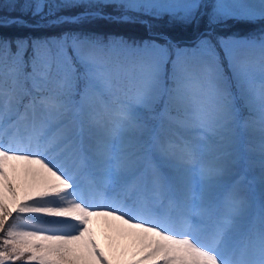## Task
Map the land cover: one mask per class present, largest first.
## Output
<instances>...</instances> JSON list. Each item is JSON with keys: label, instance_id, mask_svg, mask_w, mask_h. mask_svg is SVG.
Instances as JSON below:
<instances>
[{"label": "snow or ice", "instance_id": "6c2138e0", "mask_svg": "<svg viewBox=\"0 0 264 264\" xmlns=\"http://www.w3.org/2000/svg\"><path fill=\"white\" fill-rule=\"evenodd\" d=\"M20 10L0 29L107 20L154 38L0 35V264H264V0ZM165 17L204 28L181 43L152 31ZM229 21L261 26L219 34Z\"/></svg>", "mask_w": 264, "mask_h": 264}, {"label": "trees", "instance_id": "16d2710c", "mask_svg": "<svg viewBox=\"0 0 264 264\" xmlns=\"http://www.w3.org/2000/svg\"><path fill=\"white\" fill-rule=\"evenodd\" d=\"M26 0H0V16H19L21 15V5H23ZM83 9H71L65 10L62 14H74L75 12L82 11ZM106 11H112L107 9ZM26 19H30V16H26ZM34 22V21H33ZM156 27L152 29L153 32H162L168 34L174 40L181 43H188L197 35L198 31H202L204 28V23L201 22L200 28L196 29L194 26L185 27L182 24L169 25L167 17L163 20L156 21ZM260 23H234L229 21L226 27L217 29V32L221 35H231L233 33H238L241 36L248 35L249 33L260 28ZM67 30H76L97 33L102 36H123L128 39H151L154 37L149 36L148 30L139 23H114L107 20H94L89 23L82 25H64L61 27H55L50 29H22V28H7L0 29V35L16 37V36H51L59 35L60 33ZM162 42V41H161Z\"/></svg>", "mask_w": 264, "mask_h": 264}, {"label": "bare ground", "instance_id": "6f19581e", "mask_svg": "<svg viewBox=\"0 0 264 264\" xmlns=\"http://www.w3.org/2000/svg\"><path fill=\"white\" fill-rule=\"evenodd\" d=\"M257 141L259 140V133H254L252 135ZM258 154V152H257ZM248 166V165H246ZM259 177H260V167H259V163L258 160L257 161H251L250 164V171L248 173V179L252 180L253 178H255V184L254 187L256 189V192L253 194H250V199L252 195H256L259 192ZM94 229L97 232V238L101 241L102 246L106 247L108 246V244L110 243V241L106 238L107 236L111 235V233H109L103 223V221H99L97 223H94L93 225ZM127 243V241H119V248H115L114 252L117 256H119V253L121 251H123V245Z\"/></svg>", "mask_w": 264, "mask_h": 264}, {"label": "rangeland", "instance_id": "374dc122", "mask_svg": "<svg viewBox=\"0 0 264 264\" xmlns=\"http://www.w3.org/2000/svg\"><path fill=\"white\" fill-rule=\"evenodd\" d=\"M259 53H253L252 54V59L255 60L258 57ZM252 149L253 152L251 154V161H257L258 160V141L252 136L251 137V144L249 145Z\"/></svg>", "mask_w": 264, "mask_h": 264}]
</instances>
